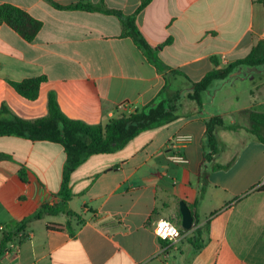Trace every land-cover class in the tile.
Returning <instances> with one entry per match:
<instances>
[{
  "label": "crops",
  "instance_id": "obj_1",
  "mask_svg": "<svg viewBox=\"0 0 264 264\" xmlns=\"http://www.w3.org/2000/svg\"><path fill=\"white\" fill-rule=\"evenodd\" d=\"M52 1L60 6L99 2ZM0 4L14 5L42 23L32 42L0 25V105L5 103L16 116L27 120L46 116L47 95L53 92L66 117L105 125L143 109L166 77L168 92L178 91L180 97L175 121L142 132L111 154L92 155L77 167L70 176L73 196L67 202L76 216L60 213L30 220L24 230L27 239L16 240L14 252L5 253L0 264H264V191L256 189L264 179V143L241 127L240 132L218 128L215 133L222 145H232L244 132L245 139L229 168L212 170L233 156L202 163L206 119L218 116L226 125H235L238 114L248 112L249 117L264 109L251 90L252 99L232 109L231 96L220 97L213 109L220 93L209 100L204 98L208 91L202 93L200 108L188 97L191 82L213 69L211 57L224 67L264 41V5L255 0H152L135 23L166 68L159 72L130 38L121 37L120 22L113 15L59 10L45 0ZM104 4L130 15L140 0ZM260 72L259 67L239 66L211 86L221 92L230 81L245 82L254 76L258 81ZM37 77L46 81L34 101L22 98L8 84ZM0 153L9 156L0 160V227L60 202L57 193L65 164L61 145L3 136ZM178 154L187 163L174 162L172 157ZM200 173L206 179L203 193ZM181 201L196 217L191 230L181 233L176 243L159 240L153 234L159 220L172 222L182 232ZM205 224L204 246L194 253L187 239Z\"/></svg>",
  "mask_w": 264,
  "mask_h": 264
},
{
  "label": "trees",
  "instance_id": "obj_2",
  "mask_svg": "<svg viewBox=\"0 0 264 264\" xmlns=\"http://www.w3.org/2000/svg\"><path fill=\"white\" fill-rule=\"evenodd\" d=\"M45 1L59 10H84L115 16L121 25V37L130 38L147 58L148 62L154 65L159 72L166 70V68L162 69L159 64L157 50L150 47L135 23L136 16L152 0H140L137 9L130 15H125L119 10L106 8L104 0H99L97 4L78 2L69 6H60L52 0ZM255 1L264 5V0ZM1 24L9 27L26 42H32L42 27L41 21L11 4H0ZM211 62L213 69L207 72L200 81L191 82L192 90L188 97L195 102L198 108L202 105L201 94L208 91V88L214 82L227 79L235 68L239 66L259 67L264 65V41H259L245 58L224 67L219 66L215 57H211ZM170 74L188 80L179 71H171ZM164 80L165 84L162 89L143 109L114 118L105 125H88L82 121L66 117L61 112L53 92L47 95V115L37 119L27 120L20 118L12 113L5 103L0 105V137H19L30 141H47L59 144L65 154L62 181L57 193L60 202L53 206L44 205L21 221L4 227L0 231V259L7 251L12 250L16 240L21 243L27 239L24 230L25 225L30 220L40 219L44 215L55 216L60 213L65 214L67 217L76 216L67 207V202L73 196L69 186L70 176L88 157L98 154H111L124 147L142 132L163 127L179 117V92L170 94L168 92L169 79L166 77ZM45 81V77H37L24 79L19 82L10 81L8 84L22 98L34 101L38 98L40 86ZM248 119L250 122L247 129L248 132L257 141L264 143V134H262V131H264V113L250 112ZM205 125V146L202 163L210 162L222 145L215 135V131L218 128L229 131L237 130L235 125H226L222 118L218 116L206 119ZM8 158V155L0 153V160ZM234 160L235 156L225 165L215 164L212 166V170L227 169L233 164ZM19 176L22 181L26 180L23 170L19 172ZM201 177L203 180L201 192L203 193L206 183L205 174L200 173L198 178L201 179ZM256 189L264 191V187H256ZM193 217L196 219L195 215ZM66 226L70 234L73 235L74 232L69 228V223ZM206 229L207 224L197 228L193 232L192 237L187 239L192 245L194 253L199 252L203 248L205 241L202 236L207 234ZM183 232L187 231L183 229L181 233Z\"/></svg>",
  "mask_w": 264,
  "mask_h": 264
},
{
  "label": "rangeland",
  "instance_id": "obj_3",
  "mask_svg": "<svg viewBox=\"0 0 264 264\" xmlns=\"http://www.w3.org/2000/svg\"><path fill=\"white\" fill-rule=\"evenodd\" d=\"M259 68L261 69L260 72L261 76L259 77L258 81L256 76H254V78H250L246 80L245 82H240L238 80L230 81L227 82V84L225 85L226 88L224 89L222 88L223 90H221V92H217L216 88H214L215 86H210L208 88V93L205 94L204 98H206V100H209L210 97L214 96L216 93L217 94L220 93L218 95L219 97H217V99L214 100L215 102L212 106L213 109L216 108L218 99L220 97L225 100L227 96H231L232 99L231 109H232V108H236V106H242L247 101L251 100L252 99V94H250V90H251L253 95H255V99H258V104L261 106V109H264V65L259 66ZM255 84L257 86L254 87ZM227 107H228V103H227ZM247 115L248 112H244V115L240 113L237 116H235L236 117L235 127H237V130H235L234 132H240V127H241L245 130V132H247V134H250L247 130L249 127V120ZM242 118H244V120ZM225 131H229V130H225ZM245 132L244 134L246 136ZM262 134H264V131H262ZM215 135L217 137V133H215ZM245 136H237L236 142H234L232 145L223 144L221 147H219V150L214 155V157L222 156L221 161L229 160L235 154L237 148L239 147L240 142H242L241 139H245ZM199 214L202 217L204 215V210L199 211Z\"/></svg>",
  "mask_w": 264,
  "mask_h": 264
},
{
  "label": "built area",
  "instance_id": "obj_4",
  "mask_svg": "<svg viewBox=\"0 0 264 264\" xmlns=\"http://www.w3.org/2000/svg\"><path fill=\"white\" fill-rule=\"evenodd\" d=\"M172 160L177 163L185 164L187 163L186 158L183 155H175L172 157ZM257 187H264V179H262L261 183ZM3 227H0V231ZM175 229V234H173L172 230ZM153 234L161 241H165L168 243H176L181 238L180 230L170 221L168 220H159L154 228ZM14 248L12 250L7 251L6 253L14 252Z\"/></svg>",
  "mask_w": 264,
  "mask_h": 264
},
{
  "label": "water",
  "instance_id": "obj_5",
  "mask_svg": "<svg viewBox=\"0 0 264 264\" xmlns=\"http://www.w3.org/2000/svg\"><path fill=\"white\" fill-rule=\"evenodd\" d=\"M179 210L181 214V227L182 229L189 231L193 226V216L185 202L179 203Z\"/></svg>",
  "mask_w": 264,
  "mask_h": 264
},
{
  "label": "clouds",
  "instance_id": "obj_6",
  "mask_svg": "<svg viewBox=\"0 0 264 264\" xmlns=\"http://www.w3.org/2000/svg\"><path fill=\"white\" fill-rule=\"evenodd\" d=\"M173 234H175V229L172 230Z\"/></svg>",
  "mask_w": 264,
  "mask_h": 264
}]
</instances>
